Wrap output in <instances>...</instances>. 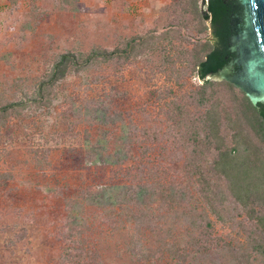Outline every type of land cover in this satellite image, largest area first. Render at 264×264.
Returning a JSON list of instances; mask_svg holds the SVG:
<instances>
[{
  "label": "rangeland",
  "instance_id": "1",
  "mask_svg": "<svg viewBox=\"0 0 264 264\" xmlns=\"http://www.w3.org/2000/svg\"><path fill=\"white\" fill-rule=\"evenodd\" d=\"M204 1L196 0L194 12L186 0H0V94L10 101L30 91L58 53L112 49L146 34L153 41L128 61L66 76L46 109L28 104L7 116L0 127V264H67L66 249L77 257L94 252V264H142L129 247L134 242L141 250L152 248L154 235L104 218L82 193L102 190L117 202L125 199L122 187L134 195L138 179L151 183L139 164L160 174L156 156L141 157L127 141L129 129L135 128L133 141L141 143L150 139L142 131L167 130L166 113H174L187 89L200 84L189 60L203 43H212L208 21L199 19ZM246 28L235 38L242 57L250 45ZM124 143L138 160L116 161ZM72 201L83 204L86 225L80 229L66 225ZM209 217L217 236L234 238L227 225ZM183 221L159 222L172 228L178 246L194 234ZM69 234L74 243L65 240ZM209 259L223 260L217 253Z\"/></svg>",
  "mask_w": 264,
  "mask_h": 264
},
{
  "label": "trees",
  "instance_id": "2",
  "mask_svg": "<svg viewBox=\"0 0 264 264\" xmlns=\"http://www.w3.org/2000/svg\"><path fill=\"white\" fill-rule=\"evenodd\" d=\"M186 2L196 12V0ZM203 4L199 19L208 21L212 43H203L189 60V70L200 84L187 89L183 105H173L174 113H166L167 130H144L141 135L150 139L141 143L133 141L135 128L129 129L127 141L134 144L141 157L155 155L160 174H151L146 163L139 164L147 178L152 177V185L138 179L134 195L129 186L122 187L125 199L117 202L104 198L102 190L82 193L84 201L101 209L98 213L104 218H115L140 233L154 235L152 248L143 246L141 250L134 242L129 247L142 264H161L163 260L181 264H264V103H251L225 80L207 79L228 64V17L219 1L205 0ZM151 38L146 34L120 41L112 49L92 47L85 52L66 50L56 54L49 69L32 80L30 91L19 92L14 101L0 94V127L10 113L16 115L28 104L46 109L54 97V86L66 76L111 60L135 58L151 49ZM117 153L116 161L125 157L138 160L130 156L132 151L125 143ZM82 208V202H69L66 225L85 227L80 217ZM209 216L227 225L234 238L217 236ZM178 218L194 232L186 236L184 246L172 240V228H163L159 223ZM71 251L62 253L68 255L64 257L67 264H94V252L77 257ZM209 253H217L223 260H207Z\"/></svg>",
  "mask_w": 264,
  "mask_h": 264
},
{
  "label": "water",
  "instance_id": "3",
  "mask_svg": "<svg viewBox=\"0 0 264 264\" xmlns=\"http://www.w3.org/2000/svg\"><path fill=\"white\" fill-rule=\"evenodd\" d=\"M249 3L251 20H247L249 37L247 55L239 52L240 70L232 72L231 67L223 68L210 76L219 77L241 90L251 103L264 102V0H244ZM247 6V9L249 8ZM244 50V49H243ZM245 58V59H244Z\"/></svg>",
  "mask_w": 264,
  "mask_h": 264
},
{
  "label": "flooded vegetation",
  "instance_id": "4",
  "mask_svg": "<svg viewBox=\"0 0 264 264\" xmlns=\"http://www.w3.org/2000/svg\"><path fill=\"white\" fill-rule=\"evenodd\" d=\"M217 1L225 7L228 17L227 47L229 49L230 57L228 58V64L224 68L231 67L232 72H237L240 70L239 64L236 63V60H239L240 57V48L235 45V38L241 36V32L245 30V26L247 25V20L249 22L251 20L249 3L244 0ZM247 6L249 7L248 9ZM233 25L234 29L232 28Z\"/></svg>",
  "mask_w": 264,
  "mask_h": 264
}]
</instances>
